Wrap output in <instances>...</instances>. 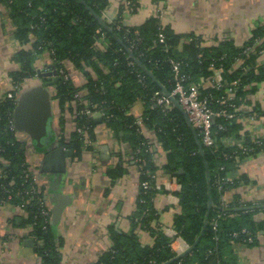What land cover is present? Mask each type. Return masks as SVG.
Masks as SVG:
<instances>
[{"label": "trees", "instance_id": "obj_1", "mask_svg": "<svg viewBox=\"0 0 264 264\" xmlns=\"http://www.w3.org/2000/svg\"><path fill=\"white\" fill-rule=\"evenodd\" d=\"M128 1L134 4V0ZM0 4L8 9L14 25V37L22 46L13 58L20 68L10 73L15 85L18 86L23 80L35 75L33 54L45 49L48 52L52 51L54 64L58 70L62 68L63 61H69L86 77L85 95L82 99L88 107L92 106L89 107L92 110L101 109L104 112V116L100 118L101 122L112 130L121 129L124 135L127 132L128 137L133 140L134 151L143 161L141 182H151L150 176L154 175L156 168L152 163L153 153L151 150L144 151L142 144L147 141L140 136L139 129L134 124L135 118L129 112L136 100L145 106L143 125L156 131L168 151L165 169L171 172L183 170V174L176 176L180 185V213L174 216L172 228L188 247H192L197 241L194 249L176 259L177 256L170 246L172 240L163 233L156 235L151 246H141L133 235L121 236L114 233L111 247L94 264H225L223 256L230 244L239 242L252 245L259 236L264 237V217L259 221L255 219L258 213L264 214V209L235 212L233 210L241 207L237 203L220 208L227 184L220 191L215 186L218 167L225 165L227 172V166L236 161L224 160L219 155L221 151L231 152L232 149L219 146V152L214 153L203 147L204 159L210 174L208 188L203 159L198 153L196 140L181 111L172 107L165 115L159 108H150L148 104V97L154 92L162 93L161 88L168 93L171 92L172 72L169 60L180 62L181 72L189 78L190 83L198 84L200 81L210 79L209 65L212 61L217 62L219 58H223L218 64L224 69L225 82L234 80L239 82L236 101L240 103L244 94L241 89L248 84L263 81L264 72L251 69L242 76V70H232L231 64L240 57L243 60L245 58L243 70L255 63L258 53L264 51V25L252 32L244 47L250 46L257 38L260 41L255 46L254 53L244 57L242 56L244 47L236 49L232 44L224 42L217 47L200 48L194 37L176 36L167 28H159L156 19H150L138 28H128L122 26L121 18H118L106 23L110 30L107 32L87 10L90 8L101 18L106 0H0ZM160 34L164 38V44L157 43ZM28 44L32 52L24 48ZM126 49L152 74L153 80L136 65L133 70L127 65L131 59L127 56ZM135 71L145 76L143 84L138 83ZM117 84H120L118 88L115 87ZM54 85V97L58 100L60 108L66 102L74 101V94L78 92L68 79L60 78ZM221 94L222 91L214 93L217 97ZM15 105L16 102L12 99L4 98L0 101V159L5 162L0 163V169L3 175L7 176L6 179L0 180L2 185L0 202L8 198L14 204H18L21 197L15 195L21 191L18 178L24 169V152L21 143L7 129V121L12 117ZM75 107L76 111H79L85 108V105L76 102ZM75 123L76 127L86 129L93 125L94 121L82 117L75 119ZM224 124L230 131L237 127L233 123ZM224 134L219 133V137ZM231 134L234 135L232 131ZM73 136L77 148L81 138L75 134ZM235 137L242 138L246 146L255 148L252 153L244 156L239 151L237 154L240 161L244 157L257 154L263 147V144L252 145L245 136ZM12 178L15 182L10 185ZM151 184L153 185L152 182ZM153 193L152 188L146 193L140 190L137 200L138 211L133 219L135 225L146 227L153 218L151 208ZM141 200L143 204L140 203ZM259 205H264V202ZM37 211L36 201L31 200L26 212L27 224L31 227L30 235L36 239L35 250L43 264H59L57 239L53 235L51 225L42 230L41 221L34 218ZM218 215L221 217L216 221V230H213V220ZM248 238L251 242H247Z\"/></svg>", "mask_w": 264, "mask_h": 264}, {"label": "crops", "instance_id": "obj_2", "mask_svg": "<svg viewBox=\"0 0 264 264\" xmlns=\"http://www.w3.org/2000/svg\"><path fill=\"white\" fill-rule=\"evenodd\" d=\"M123 1L106 0L101 19L111 23L121 18L122 26L128 28H138L150 19H156L159 28H167L176 36L194 37L200 48L217 47L225 42L241 49L252 32L264 25V0H134L135 8L126 13ZM24 48L32 52L29 44ZM20 49L22 46L14 37L9 11L0 4V97L17 86L10 73L20 68L13 61ZM33 55L35 75L18 85L16 99L28 90L39 88L41 82L54 79L42 76L44 65L50 61L48 51L45 49ZM61 65L73 88L79 94L85 93L87 80L82 72L69 61H63ZM242 65L234 67L231 64V69L242 70V76L251 69L264 72V51L258 53L250 67L243 70ZM208 80L202 82L203 87L209 86ZM54 83L45 88L48 92L51 89L50 99L52 95L54 98L50 102L51 116L55 120L51 117L50 129L55 138L66 145L74 144V134L81 138V145L76 148L74 144L73 156L66 160L63 181L56 174L40 172L43 157L25 134L16 131L15 139L24 146V159L38 187L48 194L52 207L59 200L63 201L64 209L53 233L58 244L59 264H94L111 247L114 233L133 235L141 246H151L159 233L169 238L170 231L174 230L173 218L180 213V189L172 182L176 176L165 169L168 151L156 131L141 126L140 136L151 145L153 153L152 163L156 168L153 184L161 189H153L151 208L154 215L142 228L133 222L138 211L141 183L133 157V140L121 129L108 128L97 114L92 118L94 124L82 135L77 134L75 104L69 101L60 108L54 97ZM118 86L120 84L115 87ZM241 91L244 92L238 103L241 117L231 131L234 136L261 140L263 147L239 164L227 166L228 183L222 198L226 205L237 203L240 208L262 206L259 204L264 202V80L248 84ZM144 111V104L138 100L129 110L134 118L143 116ZM28 146L30 149L26 152ZM263 217V213H258L255 219L259 221ZM27 219L28 213L17 204L6 201L0 205V264H43L35 250ZM29 240L32 244L26 245ZM170 246L176 256L189 248L181 238L172 240ZM223 261L225 264H264V237L259 236L252 245L233 242Z\"/></svg>", "mask_w": 264, "mask_h": 264}, {"label": "built area", "instance_id": "obj_3", "mask_svg": "<svg viewBox=\"0 0 264 264\" xmlns=\"http://www.w3.org/2000/svg\"><path fill=\"white\" fill-rule=\"evenodd\" d=\"M134 9V4L131 1L124 0L123 1V10L124 12H132ZM103 38V36L101 35ZM260 39L257 38L250 46H246L243 48L242 56L246 57L252 52L254 53L255 46L259 43ZM158 44H164V38L160 34L157 38ZM50 61L45 64L44 71H48L47 67L52 70V67L55 65L53 60V52L49 51ZM223 58H219L214 62L212 61L209 65V71L211 72V77L207 81L208 87H203V81H200L198 84H192L189 81V78L181 72V63L176 60H169V65L172 72L171 77V92L169 95L173 97L176 102L181 107V110L186 115L188 121L193 126L195 131L197 132V136L199 137V141L202 147H205L211 150L214 153L219 152V146H223L226 149H232L231 152H224L221 151L220 155L224 160H235L236 164H239L241 161L238 159V152L240 151L241 154L247 155L252 153L255 148L252 146H246L243 143L242 138H236L234 135L230 134V130L225 127L224 123H233L235 124L240 120L241 112L239 110V105L236 101V94L239 89V82L234 80L232 82H225L223 78L224 69L222 65L218 64L222 61ZM245 59V58H244ZM240 62L243 63V58H237L233 62V66H237ZM127 65L132 68L135 66L134 62L131 60L127 62ZM134 72V71H132ZM57 77L63 78L67 80V74L65 73L63 68L56 70ZM135 75L137 78L138 83L143 84L145 76L141 72H136ZM17 87L15 86L12 89V92H8L5 97H0V101L4 100V98L12 99L16 102V92ZM210 90V91H207ZM222 91V94L217 97L214 95L215 92ZM74 104L77 102L78 104H84L85 108L76 111L75 119L77 118H93V115L97 114L100 118L104 116V112L101 109L92 110L89 106L86 105L82 99V96L79 93L74 94ZM148 104L150 108H159L163 114H167L172 109V104L168 97H166L163 93L154 92L153 94L148 97ZM94 107V106H93ZM95 108V107H94ZM134 124L139 129V134L141 133V126L143 125V117L135 118ZM7 129L16 135V130L14 127L12 117L7 121ZM225 133L223 136L219 137V133ZM76 133L82 135L83 128L76 127ZM250 140V139H249ZM251 144H255L257 146H261V140H250ZM30 143V142H27ZM249 143V144H250ZM144 146V151L148 152L151 150V145L146 142L142 144ZM134 161L136 163V168L139 174H141L143 161L142 158L138 156L137 152H134ZM3 162L0 159V163ZM226 167L225 165H219L218 173H216L214 184L217 189L220 191L222 188L228 183V179L226 177ZM7 176L3 175L2 170H0V180L6 179ZM151 182L155 180L154 175L150 176ZM19 183L21 186V191L16 193L15 196L21 197V202L17 204V207L20 209H25L28 205L27 201L35 200L38 211L34 218L39 219L41 221V228L42 230H46L48 225H51V213L45 206L46 196L40 194L41 189L38 187L37 183L35 182L33 175L31 173L30 167L26 162H24V169L21 171L19 175ZM15 179L12 178L10 180V185H13ZM149 181H143L140 183V190L143 193H146L149 189H154L155 191H160L161 189L156 186V184L152 185ZM172 182L178 186L180 189V185L177 182V179L174 177ZM0 187L2 185L0 184ZM153 199V198H152ZM151 199V202H152ZM143 204V200L140 201ZM227 205L221 198L220 208H226ZM148 212V211H146ZM221 216L218 215L215 220H213L212 229L216 230L217 227V220ZM245 233V231H243ZM171 240H175L177 237L176 232L174 230L170 231ZM35 237L33 238V240ZM36 240V239H35ZM247 242H251V239L248 238ZM172 243V241H171ZM243 244V243H242ZM171 245V244H170Z\"/></svg>", "mask_w": 264, "mask_h": 264}, {"label": "water", "instance_id": "obj_4", "mask_svg": "<svg viewBox=\"0 0 264 264\" xmlns=\"http://www.w3.org/2000/svg\"><path fill=\"white\" fill-rule=\"evenodd\" d=\"M84 4L83 2H81ZM90 14L98 21L100 26L105 31H110L107 24L98 16L96 15L90 8H87ZM127 56L134 62V64L140 68V70L151 80H153L152 74L140 64V62L135 59L132 53L126 49ZM53 68V67H52ZM41 75V74H40ZM52 75L56 76L57 73L55 69L52 72H47L42 74V76L50 78ZM58 78L55 77L53 80L47 82L44 87L35 88L32 90H28L24 92L18 99H16V105L12 113V119L14 123L15 130L17 132H21L26 135V137L30 140L33 148L37 151L43 158L40 166V172L43 174H56L59 178L63 181L65 171H66V160L72 158L73 156V148L74 144L66 145L63 141L57 140L55 138L54 133L50 129L51 123V102H50V95L45 89L46 86H51L54 82H57ZM162 89V93L168 97L172 106L179 111H181L186 124L192 133L193 137L196 140V145L198 149V153L203 159V165L205 169V178L207 187H210V174L207 163L204 159V150L203 147L197 138L195 129L188 121L186 115L181 110V107L176 102V100L169 95V93ZM24 147V146H22ZM183 174L182 169H178L177 171L173 172L174 176H180ZM211 206V201L208 203V208ZM64 209L63 201L59 200L56 202L55 207L51 212V229L53 233L55 232V228L59 223L61 218L62 212ZM253 209H264V205L256 206V207H242L237 208L233 211L235 212H244ZM26 245H31L32 241H26ZM196 243L189 247L185 253L182 255H178L176 259H179L186 254L190 253Z\"/></svg>", "mask_w": 264, "mask_h": 264}, {"label": "rangeland", "instance_id": "obj_5", "mask_svg": "<svg viewBox=\"0 0 264 264\" xmlns=\"http://www.w3.org/2000/svg\"><path fill=\"white\" fill-rule=\"evenodd\" d=\"M102 38V37H101ZM263 51H260L259 53H262ZM241 65H242V62H240L239 64H237V66H239V67H241ZM45 67V66H44ZM47 69H48V71H44V73H47V72H52V70L53 69H55V71L56 70H58L56 67H55V65L53 66V68H52V70H50V68L49 67H47ZM64 69V68H63ZM65 71V70H64ZM44 73H42V74H44ZM66 73V72H65ZM55 78V77H57V76H54V75H52L50 78ZM49 78V79H50ZM58 78V77H57ZM59 79V78H58ZM57 79V80H58ZM42 83V84H41ZM40 83V87H44L45 86V84H46V82H41ZM46 88H48V86H46ZM11 89V88H10ZM10 89H9V91H10ZM8 91V90H7ZM6 91V93L3 95L4 97L7 95V92ZM22 91V90H21ZM21 91H18V94H20L21 93ZM12 92V91H11ZM48 92V91H47ZM17 93V92H16ZM49 94H52V91H51V89H49V92H48ZM80 95H82V96H84L85 95V93H83V94H80ZM54 96H55V94H54ZM52 98H53V95H52ZM51 98V99H52ZM54 99V98H53ZM73 102V101H72ZM73 104H74V102H73ZM74 114H75V116H76V107H75V105H74ZM54 116V115H53ZM55 119L52 117V121H54ZM75 127H76V123H75ZM84 130H85V128H83V132H84ZM56 132V131H55ZM29 149H30V147L28 146L27 148H26V152H28L29 151ZM40 194H42V195H44V196H46V201H45V206H46V208L49 210V212L51 213L52 212V210H53V207H52V201H50V198L48 197L47 198V196H48V194L46 193V191L44 192V191H41V193ZM6 200H3V201H1L0 202V205L2 204V203H4V202H10V203H13V202H11L8 198H5ZM27 203H28V205H29V203H30V201L28 200L27 201ZM27 205V206H28ZM27 206H26V208H27ZM26 208L25 209H23V211H26Z\"/></svg>", "mask_w": 264, "mask_h": 264}]
</instances>
